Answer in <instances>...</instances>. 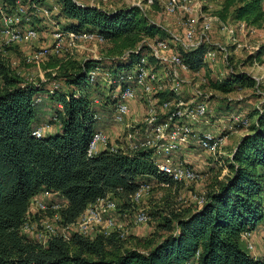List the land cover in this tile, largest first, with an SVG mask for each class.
<instances>
[{
  "label": "trees",
  "instance_id": "16d2710c",
  "mask_svg": "<svg viewBox=\"0 0 264 264\" xmlns=\"http://www.w3.org/2000/svg\"><path fill=\"white\" fill-rule=\"evenodd\" d=\"M31 1L56 6L53 18L61 30L97 34L110 47L103 58H68L65 65H52L54 72L39 81L22 80L0 56V264H264V255L250 253L241 239L243 232L254 235L264 221V96L257 95L254 99L260 103L240 113L249 125L231 156L214 163L226 174L207 187L201 204L151 211L150 216L159 218L151 238L126 247L119 231L89 236L72 232L67 240L52 236L45 244L23 234L31 199L41 192L63 198L60 221L72 224L99 198L110 195L134 205L131 197L141 185L171 192L178 184L158 171L150 149L128 152L123 143L114 151L87 154L93 133L104 130L99 123L118 102L117 87L133 83L132 67L148 53L149 40L168 36L165 29L136 5L108 9L76 0ZM218 18L264 28V0H224ZM206 51L199 45L177 53L187 69L196 72L206 66ZM263 56L261 45L247 62L261 63ZM95 67L111 73L113 81L108 84L99 75L90 81L88 73ZM208 84L224 94L258 86L244 71L208 78ZM45 125L59 126L60 131L46 132ZM42 127L40 136L33 134Z\"/></svg>",
  "mask_w": 264,
  "mask_h": 264
},
{
  "label": "built area",
  "instance_id": "2783aa9c",
  "mask_svg": "<svg viewBox=\"0 0 264 264\" xmlns=\"http://www.w3.org/2000/svg\"><path fill=\"white\" fill-rule=\"evenodd\" d=\"M151 2V0H148ZM190 0H167L164 10L168 14L175 13L177 10L189 12ZM141 8V5L130 3ZM57 12V7L52 8L40 6L31 0H0V56H3L5 47L13 45H29L40 38V33L32 25L34 17H40L42 22L51 28L49 32L48 47L41 48V51L25 52V62L27 64L38 63L49 53L51 55H61L65 47L75 46L77 42L103 43L102 38L94 33H75L72 31L61 30L59 24L53 18ZM242 24V23H240ZM244 25V24H242ZM211 27L208 21L203 23L204 30ZM194 29L191 24H187L183 35V50H189L193 44ZM194 47L196 45H193ZM214 51L207 50L203 54V61L213 60ZM149 57H153L151 62ZM187 69L182 62L179 54L174 51L168 41L155 39L150 43L148 53L143 54L134 64L130 72L131 85L124 88L117 87L116 95L118 102L109 115L111 124L123 125L126 123L130 113V102L140 99L147 112L149 113L148 126L144 128L142 134H132L130 132L122 137L128 152H135L139 149H150L156 160V166L159 172L171 177L175 183H190L196 181L198 172L188 165L185 159L179 158L178 154L184 149L194 145L202 152L208 154L214 161L221 158L222 154L229 158L230 152H225V145L228 134L237 130L240 126L247 129L249 120L240 113L232 112L227 118V122L218 126V132L210 129L199 130L197 127L208 125L212 110L207 107L205 101H194L190 103L181 100L182 84L173 74V67ZM102 76L108 84L113 81L112 74L104 71L100 67L91 69L88 78L93 81L97 76ZM32 81V80H30ZM55 87V86H54ZM168 92L171 95L169 99H163L161 95ZM162 98V99H161ZM40 101V98H37ZM158 105L162 118L158 120L156 107ZM94 118L100 119L99 116ZM44 128L36 129L33 134L40 136ZM117 147L110 145L109 135L102 129L96 130L88 145L87 154L89 156L98 151L108 149L114 151ZM161 186H168L161 183ZM149 185H141L132 195L131 201L138 203L144 193L149 190ZM55 194L41 192L35 195L30 205H35L33 215L36 213H47L54 211V221L45 216V219L29 220L28 214L30 206L21 231L27 237L45 244L47 239L52 236H58L64 240L69 239L72 232L89 236L95 231L104 235H109L112 231H119L121 236L123 232L117 224L116 210L117 205L114 198L107 195L97 199L89 204L72 224H62L60 221L59 210L65 205L64 200L61 203L54 201ZM203 195L194 197V202L203 203ZM41 213V214H42ZM32 215V218H33ZM148 220L145 210H138L134 216L135 224H143ZM253 233L243 232L241 239L245 242L248 251L254 252L255 245L252 241ZM264 238V237H263ZM186 264H191L187 262Z\"/></svg>",
  "mask_w": 264,
  "mask_h": 264
},
{
  "label": "rangeland",
  "instance_id": "374dc122",
  "mask_svg": "<svg viewBox=\"0 0 264 264\" xmlns=\"http://www.w3.org/2000/svg\"><path fill=\"white\" fill-rule=\"evenodd\" d=\"M83 2L95 3L102 5L108 9L125 6L130 3L141 5V9L146 16L165 29L168 36L165 39L178 52L183 49V35L187 24H191L194 29L193 44L190 46L191 50L194 46L202 45L207 50L214 51L215 56L213 60H205L206 66L199 71H191L173 67L174 76L182 84L181 100L190 103L194 101H205L207 107L212 108V116L208 128L213 132H218V126L227 122L229 117V109L238 111L245 115L247 111L260 103L259 99H254V95L264 96V56L261 63L247 62V56L251 51L264 45V28L246 27L229 19L221 21L218 18V11L222 9L224 0H190L189 12L177 10L175 13L168 14L164 10L167 0H81ZM62 22V20H60ZM208 21L211 25L209 30H204L203 23ZM32 25L40 33V38L29 45H13L5 47L3 57L11 70L24 81H39L47 80V74L53 73L52 65L60 63L65 65L69 61H81L89 57L103 58L108 52L110 45L106 43L94 42H77L75 46L65 47L61 55L47 54L42 61L38 63L27 64L25 57L26 51L38 52L41 48L49 45L48 28L40 17L32 19ZM153 40H149L152 43ZM195 46V47H196ZM229 71H244L254 77L257 81V88H236L229 93H221L210 88L208 78L216 79L224 77ZM162 99V98H161ZM137 109H130V113L123 125H113L108 116L105 118L104 126L105 132L109 135L110 145H120L124 141L122 137L124 134L130 132L135 135L143 133L144 128L148 126L149 113L145 108L143 102L138 99ZM156 107V114L158 120L162 118V114L158 105ZM48 112L46 106L43 113ZM229 111V112H228ZM48 114V113H47ZM45 114L44 117L47 116ZM46 124V123H44ZM57 132L60 127L45 125V131L51 132L53 129ZM198 128V127H197ZM228 134L225 152L231 151L235 146L236 141L245 133L246 129L237 130L232 129ZM179 158L185 159L188 165L194 168L199 176L196 181L190 183H178L172 188L171 192H166L165 189L150 186V189L143 194L142 199L138 203L124 205L119 198H114L116 205H119L116 212L117 224L123 232V238L126 247L135 246L139 240L152 237L155 231L156 223L159 218L150 216V212L156 210L158 212L168 207H188V204L194 203V197L202 195L207 187L216 179H221L226 170L219 172V165L214 164L215 161L211 156L202 152L194 145L184 149L178 154ZM223 159L226 158L223 154ZM55 202L61 203L59 198H53ZM131 203V202H129ZM145 210L149 214V219L142 225H135L133 217L138 210ZM35 205H30V212L28 214L29 220L45 219V216L54 221V211L47 213H36L33 215ZM33 215V218H32ZM264 221L260 222L258 229L254 231L252 241L256 247V252H264ZM245 245V242H242ZM255 251V250H254ZM250 252V251H249ZM252 253V252H250Z\"/></svg>",
  "mask_w": 264,
  "mask_h": 264
},
{
  "label": "crops",
  "instance_id": "0c3cea01",
  "mask_svg": "<svg viewBox=\"0 0 264 264\" xmlns=\"http://www.w3.org/2000/svg\"><path fill=\"white\" fill-rule=\"evenodd\" d=\"M77 2H79V3H82V4H94V5H96L95 3H88V2H83V1H81V0H76ZM129 5V4H128ZM102 7H104V6H102ZM157 24V23H156ZM29 51V50H28ZM28 51H26V53L28 52ZM137 105H138V101L135 99V100H132L131 102H130V109H137ZM99 125H100V127H103V129L105 130L106 128L104 127V126H106L105 125V121H104V119H102V121L99 123ZM198 129L199 130H205V129H209L208 128V126L207 125H203V126H199L198 127ZM239 140V139H238ZM237 140V141H238ZM237 141H236V143H237ZM235 143V144H236ZM122 144H120V145H115L116 147H118V146H121ZM228 152H230L231 153V151L229 150ZM53 198H59L61 201H63V198L62 197H60V196H57V195H54L53 196ZM252 254H254V255H256V256H261V255H264V252L263 251H260L259 253L258 252H256V247H255V251L252 253Z\"/></svg>",
  "mask_w": 264,
  "mask_h": 264
}]
</instances>
